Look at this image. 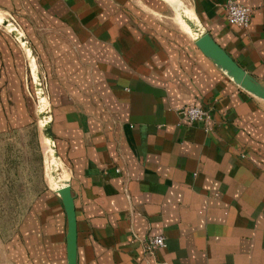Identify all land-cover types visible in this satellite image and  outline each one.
<instances>
[{
  "label": "crops",
  "instance_id": "1",
  "mask_svg": "<svg viewBox=\"0 0 264 264\" xmlns=\"http://www.w3.org/2000/svg\"><path fill=\"white\" fill-rule=\"evenodd\" d=\"M228 0H0V135L35 123V74L55 171L7 238L0 264H264V101L195 44L183 10L264 87V0L246 28ZM11 18L20 38L2 18ZM207 118L178 125V107ZM166 245L145 253L143 240Z\"/></svg>",
  "mask_w": 264,
  "mask_h": 264
},
{
  "label": "rangeland",
  "instance_id": "2",
  "mask_svg": "<svg viewBox=\"0 0 264 264\" xmlns=\"http://www.w3.org/2000/svg\"><path fill=\"white\" fill-rule=\"evenodd\" d=\"M34 74L36 90L33 86L31 99L35 109V123L30 128L0 135V235L2 238L10 235L29 202L46 185L47 178L53 179L52 171L57 168L51 142L42 134V127L49 121V113L35 71Z\"/></svg>",
  "mask_w": 264,
  "mask_h": 264
},
{
  "label": "water",
  "instance_id": "3",
  "mask_svg": "<svg viewBox=\"0 0 264 264\" xmlns=\"http://www.w3.org/2000/svg\"><path fill=\"white\" fill-rule=\"evenodd\" d=\"M180 18L190 31L194 34L196 46L210 58L214 65L219 68L231 81L239 86L242 90L248 92L254 97L264 101V87L254 80L248 73L240 68L212 39L210 34L204 30L200 24L186 14L183 10H179ZM1 24L9 27L12 34L25 42L20 36L18 28L7 17L2 18ZM40 117V115H39ZM42 134L52 143V134L50 122L48 121L42 127ZM53 149V146H52ZM53 156L57 155L53 151ZM56 193L62 200L66 217H67V256L68 264H76V216L74 207V198L71 194L70 187L67 183H63L57 188Z\"/></svg>",
  "mask_w": 264,
  "mask_h": 264
},
{
  "label": "built area",
  "instance_id": "4",
  "mask_svg": "<svg viewBox=\"0 0 264 264\" xmlns=\"http://www.w3.org/2000/svg\"><path fill=\"white\" fill-rule=\"evenodd\" d=\"M223 13L225 20L236 27L246 28L252 14V9L243 5H240L232 0H228L223 7ZM11 22L14 24L12 19ZM16 26V25H15ZM17 27V26H16ZM41 85V83H40ZM47 112L49 109L47 106ZM180 115L181 119L177 123L178 125H194L204 121L208 116L205 109L196 104H188L175 109ZM166 245V240L163 235L150 236L143 240L142 247L145 253L149 254L154 252L158 248H163Z\"/></svg>",
  "mask_w": 264,
  "mask_h": 264
},
{
  "label": "bare ground",
  "instance_id": "5",
  "mask_svg": "<svg viewBox=\"0 0 264 264\" xmlns=\"http://www.w3.org/2000/svg\"><path fill=\"white\" fill-rule=\"evenodd\" d=\"M184 25L187 27V28H189L185 23H184ZM46 116H47V114H45ZM44 116V115H43ZM49 116V115H48ZM41 117V119H42V116H40ZM45 139H48V138H45ZM49 140V139H48ZM50 141V140H49ZM51 142V141H50ZM51 144V149H52V143H50ZM53 150V149H52Z\"/></svg>",
  "mask_w": 264,
  "mask_h": 264
}]
</instances>
